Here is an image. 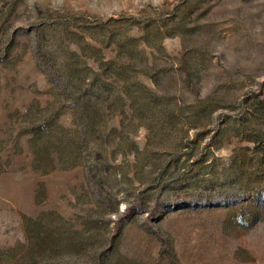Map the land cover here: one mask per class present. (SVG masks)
<instances>
[{"label":"rangeland","instance_id":"rangeland-1","mask_svg":"<svg viewBox=\"0 0 264 264\" xmlns=\"http://www.w3.org/2000/svg\"><path fill=\"white\" fill-rule=\"evenodd\" d=\"M263 150L264 0H0V264H264Z\"/></svg>","mask_w":264,"mask_h":264},{"label":"trees","instance_id":"trees-1","mask_svg":"<svg viewBox=\"0 0 264 264\" xmlns=\"http://www.w3.org/2000/svg\"><path fill=\"white\" fill-rule=\"evenodd\" d=\"M42 41H43V39H42V37H40L39 40H38V48L39 49H41L42 46H43V44L41 43ZM70 85H71L70 83H67V86H70ZM258 104L261 105L262 101H259ZM263 155H264V150H263Z\"/></svg>","mask_w":264,"mask_h":264}]
</instances>
